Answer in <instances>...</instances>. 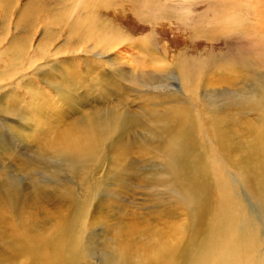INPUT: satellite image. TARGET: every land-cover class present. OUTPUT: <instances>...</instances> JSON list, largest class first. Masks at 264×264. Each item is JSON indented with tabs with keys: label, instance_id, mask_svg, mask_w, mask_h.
<instances>
[{
	"label": "rangeland",
	"instance_id": "1",
	"mask_svg": "<svg viewBox=\"0 0 264 264\" xmlns=\"http://www.w3.org/2000/svg\"><path fill=\"white\" fill-rule=\"evenodd\" d=\"M258 13L264 0H0V264H159L161 247L172 264H264Z\"/></svg>",
	"mask_w": 264,
	"mask_h": 264
},
{
	"label": "bare ground",
	"instance_id": "2",
	"mask_svg": "<svg viewBox=\"0 0 264 264\" xmlns=\"http://www.w3.org/2000/svg\"><path fill=\"white\" fill-rule=\"evenodd\" d=\"M89 14V13H88ZM259 14V24L257 26V32L260 34V40L261 43L263 45V50H264V14L263 13H258ZM95 17H91V15L88 17H85V22L82 21V23H84L83 26H85V29L87 31L88 34L97 37V38H102L105 41H109L111 42V40L115 39L116 37H114L113 35H108L109 38H106V34L105 31L103 30V28L101 26H99L98 24H100L99 22L96 23L97 19H94ZM101 25V24H100ZM114 41V40H113ZM108 43V42H107ZM145 45V44H144ZM143 45V46H144ZM147 47V45H146ZM148 48V47H147ZM81 135V134H79ZM78 136V134H73L72 129L67 131L62 137H61V144L64 148H70L73 143L76 141V137ZM79 138V137H77ZM190 148V143L187 140H184L180 143H177L175 145H173L169 151V154L171 156H178V157H184L185 156V151ZM81 150V149H79ZM72 152V151H71ZM246 173L248 175V181L253 184V182L255 181L256 177V173L255 170L253 168L252 163L250 162L249 159H247V163L245 165H243ZM259 176V174L257 175ZM257 199L258 201L264 206V183L261 182L259 185H257ZM228 248H226L227 250ZM57 250H61L60 247H57ZM67 250V247H66ZM65 250V251H66ZM168 248L167 247H161L158 249L157 252H155L154 254V258L159 259V264H172L173 261H171V259L169 258L170 256L167 257V252ZM245 252V250L242 252V254ZM241 254V255H242ZM240 255V256H241ZM60 258L61 255H59L58 253L56 254L55 257V262L53 263V261L50 264H59L60 262ZM35 264H46L45 262H41V261H36ZM158 264V263H157Z\"/></svg>",
	"mask_w": 264,
	"mask_h": 264
}]
</instances>
